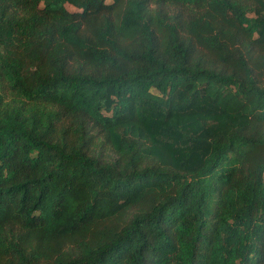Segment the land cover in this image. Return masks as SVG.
Listing matches in <instances>:
<instances>
[{
  "label": "trees",
  "instance_id": "1",
  "mask_svg": "<svg viewBox=\"0 0 264 264\" xmlns=\"http://www.w3.org/2000/svg\"><path fill=\"white\" fill-rule=\"evenodd\" d=\"M0 264H264V0H0Z\"/></svg>",
  "mask_w": 264,
  "mask_h": 264
},
{
  "label": "rangeland",
  "instance_id": "2",
  "mask_svg": "<svg viewBox=\"0 0 264 264\" xmlns=\"http://www.w3.org/2000/svg\"><path fill=\"white\" fill-rule=\"evenodd\" d=\"M67 9L70 10V11L73 10V8L70 7V6H67Z\"/></svg>",
  "mask_w": 264,
  "mask_h": 264
}]
</instances>
